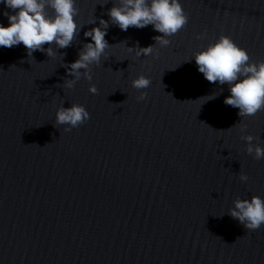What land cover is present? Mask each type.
Masks as SVG:
<instances>
[{
  "label": "water",
  "instance_id": "water-1",
  "mask_svg": "<svg viewBox=\"0 0 264 264\" xmlns=\"http://www.w3.org/2000/svg\"><path fill=\"white\" fill-rule=\"evenodd\" d=\"M115 2L76 0L80 32L52 57L0 47V264H264V225L249 232L228 214L238 197L264 198V159L246 153L227 85L194 59L227 35L264 60V0H180L189 22L167 47L152 25L110 23L91 82L64 87V66L91 42L84 32ZM6 11L0 3L5 27ZM148 46L139 57L127 48ZM141 74L151 85L137 90ZM73 103L90 119L65 131L56 111ZM242 122L264 148V111Z\"/></svg>",
  "mask_w": 264,
  "mask_h": 264
},
{
  "label": "clouds",
  "instance_id": "clouds-1",
  "mask_svg": "<svg viewBox=\"0 0 264 264\" xmlns=\"http://www.w3.org/2000/svg\"><path fill=\"white\" fill-rule=\"evenodd\" d=\"M12 13L4 12L8 19V26L0 24V47L13 48L23 44L28 57L33 52H46L48 57L56 54V49H66L72 45L82 26H78L74 17L79 14L76 0H0ZM51 10V12H49ZM109 20L100 19L99 26L84 32L91 42L83 44L78 58L68 68L73 79H65L63 85L72 89L83 76L91 82L92 66H99L102 57H107L106 49L109 45L105 39L109 24L116 25L121 31H128L130 27L143 29L152 25L153 29L161 33L154 37L155 45L161 47L170 45V37L176 35L189 22L180 0H116L107 13ZM95 20L91 22L94 24ZM206 34H199L202 39ZM45 45H49L45 49ZM129 51L136 50L137 57L153 54L154 46L145 48L127 47ZM198 71L204 78L218 85H227L230 95L225 97L224 104L238 109L241 121L238 126L242 133L241 139L246 141V153L259 161L264 159V148L253 141L258 139L246 132L247 125L242 118L255 116L264 111V60L253 61L246 49L239 47L231 37L221 35L214 43L205 49L194 53ZM83 70V71H81ZM132 87L137 90L147 89L151 80L144 75L133 79ZM94 84H90L89 92L97 93ZM223 92V88L214 92L208 100L215 99ZM147 93L140 91L138 100H145ZM207 100V101H208ZM123 103V102H122ZM90 119V113L81 104H71L70 107L61 105L56 111L55 125H66L65 131L83 125ZM239 180L246 182L248 176L240 173ZM234 207L228 214L249 232L259 230L264 225V198L253 195L251 199L233 201Z\"/></svg>",
  "mask_w": 264,
  "mask_h": 264
}]
</instances>
